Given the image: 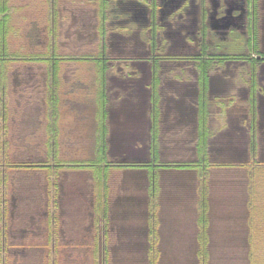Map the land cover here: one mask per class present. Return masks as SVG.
Instances as JSON below:
<instances>
[{"label": "crops", "instance_id": "0c3cea01", "mask_svg": "<svg viewBox=\"0 0 264 264\" xmlns=\"http://www.w3.org/2000/svg\"><path fill=\"white\" fill-rule=\"evenodd\" d=\"M19 1L5 56L45 67L0 69V158L51 163H0V264H264V58L156 52L107 0Z\"/></svg>", "mask_w": 264, "mask_h": 264}, {"label": "flooded vegetation", "instance_id": "af4514ba", "mask_svg": "<svg viewBox=\"0 0 264 264\" xmlns=\"http://www.w3.org/2000/svg\"><path fill=\"white\" fill-rule=\"evenodd\" d=\"M253 2L255 4V0ZM111 6L119 13L134 11L140 26L157 29L152 36L158 47L162 40H166L169 42L166 52L173 54L191 52L193 47L186 43L187 38L194 42V50L199 46L201 51L205 47L207 51L217 49L218 52H226L229 45L238 44L240 38L246 36L250 14L246 0H115ZM225 16L229 25L212 30L209 19Z\"/></svg>", "mask_w": 264, "mask_h": 264}, {"label": "rangeland", "instance_id": "374dc122", "mask_svg": "<svg viewBox=\"0 0 264 264\" xmlns=\"http://www.w3.org/2000/svg\"><path fill=\"white\" fill-rule=\"evenodd\" d=\"M69 1V4L71 5L72 8H74L76 10V13L79 14V4L81 3L82 0H68ZM107 6H111L115 0H107ZM247 1V4H248V11L250 12L248 18H247V28H246V36H242L237 43H235L234 45H229L227 47V53H231V55L233 56V54H236L235 55V59L237 60L238 59V62H240V60H245L247 61V58H251L253 61L252 64L250 63L249 65L251 66V68L254 66V62H255V59L253 57H251L252 55H256V56H259V57H262L264 58V21H263V18H264V0H255V4L253 2V0H246ZM16 3H19L20 1L19 0H15ZM31 4L32 5H36L37 4V0H30ZM14 4V0L12 2ZM39 5L42 4L45 8H47V11H49L51 9V7L55 4V0H40ZM253 4H254V16L251 15V12H252V7H253ZM109 8V7H108ZM33 14V13H32ZM24 32H28V31H31V28H29L28 26H21L20 29L18 30H15L13 33L14 34H19L21 31ZM207 30V29H206ZM10 40H8V43H7V47H8V50L6 51L7 53H11L13 50H15V41H13L12 37H9ZM153 44L155 46H152V48L156 51V52H159V53H162V49L163 47H158L156 41L153 42ZM0 46H1V43H0ZM35 48V46H32V48ZM37 47V46H36ZM224 47V48H226ZM30 49V52L34 53V52H46L45 55H48L49 51L48 49L47 50H44V48H35V49ZM38 50V51H37ZM162 51V52H161ZM28 52V51H27ZM23 54H20L18 56H22ZM18 56H13L15 58L14 59H11L13 57H8V56H0V69H6L5 67L6 66H9L11 64L10 67H13V68H43L45 66L43 65H39L40 62H36V61H33V60H29V58H23V57H18ZM243 57V58H241ZM47 63V62H45ZM50 63V62H49ZM16 65V66H15ZM36 65V66H35ZM39 65V66H38ZM23 142H13V141H9V146L11 147L12 149V152H14V154H18V152H15V150L13 149L14 146H21ZM26 143H31L32 145H34L35 142H27ZM41 143V148L43 146V141L40 142ZM46 144H48L49 146V143L46 142ZM45 145V144H44ZM18 148H22L23 147H18ZM43 148H45L43 146ZM14 150V151H13ZM19 150V149H18ZM24 150V149H23ZM46 150V148H45ZM32 154H34V152H32L31 150H29ZM11 152V151H9ZM2 158H6V157H2ZM2 158H0L1 162H5V163H17V164H32V165H35V163L37 162H40V163H43V164H50L51 163V160H50V157H42V158H36L34 155H32L31 157H19V156H14V155H9V157H7L5 160L2 161ZM24 210V209H23ZM23 216V215H21ZM14 221V220H13ZM14 224V222H13ZM5 257L7 258V260L10 261V264H25V263H30L33 261L37 262V261H40L42 260L43 261V264H48L49 263V257L47 258V255L44 254V255H38V254H29V255H26L25 257L22 255V253H17V252H9L7 254H5ZM28 263V264H29Z\"/></svg>", "mask_w": 264, "mask_h": 264}, {"label": "water", "instance_id": "95a60500", "mask_svg": "<svg viewBox=\"0 0 264 264\" xmlns=\"http://www.w3.org/2000/svg\"><path fill=\"white\" fill-rule=\"evenodd\" d=\"M228 19H227V16L225 17H222L220 19H214V18H210L209 19V24L212 28H226L229 23H228Z\"/></svg>", "mask_w": 264, "mask_h": 264}, {"label": "trees", "instance_id": "16d2710c", "mask_svg": "<svg viewBox=\"0 0 264 264\" xmlns=\"http://www.w3.org/2000/svg\"><path fill=\"white\" fill-rule=\"evenodd\" d=\"M0 27H2V24H0ZM4 52H5L4 44H1V46H0V56H5V53ZM6 67H8V66H6ZM12 165H14V164H12Z\"/></svg>", "mask_w": 264, "mask_h": 264}]
</instances>
